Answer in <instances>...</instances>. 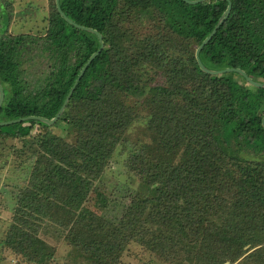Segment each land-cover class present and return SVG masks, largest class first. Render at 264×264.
I'll return each instance as SVG.
<instances>
[{"label": "trees", "instance_id": "obj_1", "mask_svg": "<svg viewBox=\"0 0 264 264\" xmlns=\"http://www.w3.org/2000/svg\"><path fill=\"white\" fill-rule=\"evenodd\" d=\"M50 1L44 36H13L12 0H0V122L53 119L100 48L95 34L68 22ZM230 1L229 18L200 58L209 70L241 69L264 82V0ZM60 6L75 24L97 30L105 48L59 120L68 123L72 141L34 120L0 127V137L14 138L42 129L39 159L3 245L31 263L50 264L55 249L37 229L50 221L67 231L75 264H117L131 242L179 264H264V127L257 117L264 115V88L235 72L207 74L196 59L229 1L60 0ZM119 6L152 10L165 35L131 42L116 19ZM153 69L162 71L163 85L143 81ZM139 121L147 141L129 148V179L108 201L96 183Z\"/></svg>", "mask_w": 264, "mask_h": 264}, {"label": "rangeland", "instance_id": "obj_2", "mask_svg": "<svg viewBox=\"0 0 264 264\" xmlns=\"http://www.w3.org/2000/svg\"><path fill=\"white\" fill-rule=\"evenodd\" d=\"M13 2L17 7V3H28L29 0H12V3ZM51 3L52 1L49 0L48 7ZM25 6L30 8V5L25 4ZM23 9L24 8H19L21 11ZM124 9L125 11L122 13ZM28 10L33 13V10ZM24 12L23 14H27V12ZM23 14L22 17H24ZM39 14V18L22 23L24 26L29 25L24 30L32 29L34 32L37 31L36 33H33V36L37 34L44 36L46 32L48 16L45 13ZM119 14L120 15L116 19L120 22L121 26L130 30V36L127 37L128 40L131 39V42H134V39H145L151 36L162 35L163 31H166L163 30L164 25L160 19L153 14L152 10L137 11L129 10L128 7L119 6ZM17 15L18 17H21L19 13H17ZM18 17L16 16V18ZM37 24L38 26L35 30L33 27ZM13 29H15L14 26ZM145 72L147 74L143 77V81L150 83L152 86L163 85L165 83V78L161 70L153 69L149 71L145 70ZM141 115L143 116L145 114ZM257 117L262 119L264 115L259 113L257 114ZM144 124V122L140 123V121L134 124L129 131V134H132L129 138L130 141L122 143L115 150L112 158L106 164L102 179L100 182L96 183L104 195V198L106 200L108 199V201L115 198L119 184H122L123 181L125 182L126 179H129L127 177L128 171L126 169V159L128 157L129 148L135 146L138 142L141 143L147 141L145 139V131L143 130V126H145ZM41 130L40 127L35 128L32 134L26 138L0 137V264H35L28 261L22 255L7 248L2 242L15 219L19 196L23 188H26L29 184L32 171L39 159L42 137V135H40ZM69 130L71 131L67 122L58 121L55 125L49 126L48 132L65 140L72 141V133ZM92 197L93 201L96 203L97 193H92ZM93 201L88 203L90 208L96 207ZM98 205L100 206V204ZM37 229L38 236L55 249V256L50 264H75L77 257L75 253L72 254L73 248L66 241L67 231L65 229L50 221H46L44 224L42 223ZM249 248L250 246H247L245 249L249 250ZM251 252L252 251L248 254ZM117 264L179 263L170 262L159 257L148 248H145L136 242H131ZM225 264H245V262H227ZM259 264H262V262Z\"/></svg>", "mask_w": 264, "mask_h": 264}, {"label": "water", "instance_id": "obj_3", "mask_svg": "<svg viewBox=\"0 0 264 264\" xmlns=\"http://www.w3.org/2000/svg\"><path fill=\"white\" fill-rule=\"evenodd\" d=\"M184 2L191 4V5H197V4H201L210 0H183ZM229 1V6L225 12V14L223 15V17L220 19L219 23L217 24V26L215 27V29L212 31V33L201 43V45L199 46V48L196 50V59H197V63L200 67V69L210 75H223L226 73H239L240 75H242L246 81L256 87V88H264V82H257L255 81L253 78H251L245 71L241 70V69H234V68H229V69H225V70H219V71H212L209 70L208 68L205 67V65L203 64L201 58H200V53L201 51L205 48V46H207L209 44V42L212 40V38L216 35L217 31L219 30V28L222 26V24L229 18L231 11H232V3L230 0ZM56 2V6H57V10L59 12V14L65 18L68 22H70L71 24L75 25L77 28L82 29L84 31L90 32L95 34L100 42V48L98 49L97 52H95L90 59L88 60V62L84 65L83 69L81 70L75 84L73 85V87L71 88L69 94L67 95L61 109L59 110L58 114L53 118V119H47V118H43V117H37V116H30V117H26V118H20V119H16V120H11V121H3L0 122V127H5V126H10L13 124H19V123H25L28 121H39L42 122L48 126H52L55 125L63 116L79 82L81 81V79L83 78L87 68L90 66V64L96 59V57H98V55L104 50L105 48V44H104V40H103V36L95 29H91V28H86L80 25L75 24L74 22H72L69 18H67V16L65 15V13L63 12L61 6H60V0H55ZM5 101V92H4V87L2 86V84L0 83V109L2 108L3 104ZM263 123V127H264V117L262 120Z\"/></svg>", "mask_w": 264, "mask_h": 264}, {"label": "crops", "instance_id": "obj_4", "mask_svg": "<svg viewBox=\"0 0 264 264\" xmlns=\"http://www.w3.org/2000/svg\"><path fill=\"white\" fill-rule=\"evenodd\" d=\"M48 3H49V0H29L28 3H25V2L24 3H22V2L17 3L18 6L16 7V5L13 2L15 16H14V19H13V22L11 25L12 27H10L11 28L10 34L13 36H19V35H29V34L33 35V33H36L37 31L34 32L32 29L24 30L29 25L24 26L22 23H25L26 21H29V20H35V18H39L38 17V15H40L39 13H41V14L45 13L49 19L50 7H48ZM25 4L30 5L29 6L30 8L26 7ZM49 6H50V4H49ZM19 8H24V9L21 11V10H19ZM28 9L33 10V13ZM24 11L27 12V14H23ZM17 13H19L21 17H18ZM21 13L23 14L24 17H22ZM16 16L18 18H16ZM13 26L15 29H13ZM37 26H38V24L34 25L33 28L36 30ZM17 27H18V29H17ZM47 29H48V23H47L46 31H47ZM45 34H46V32H45ZM35 36H42V35L37 34Z\"/></svg>", "mask_w": 264, "mask_h": 264}]
</instances>
